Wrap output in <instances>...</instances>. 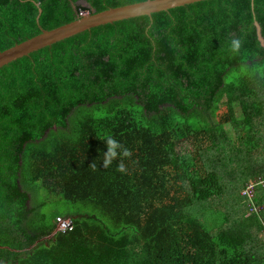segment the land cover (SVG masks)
I'll return each mask as SVG.
<instances>
[{"label": "trees", "instance_id": "16d2710c", "mask_svg": "<svg viewBox=\"0 0 264 264\" xmlns=\"http://www.w3.org/2000/svg\"><path fill=\"white\" fill-rule=\"evenodd\" d=\"M144 1L0 0V52L81 13ZM255 22L264 40V0H209L101 26L1 68L0 264H260ZM107 135L132 152L126 174L119 159L102 167ZM250 185L252 199L242 195ZM243 198L261 210L233 211ZM56 199L73 211L44 213ZM228 205L224 223L207 228L200 209ZM57 218L73 230L55 233Z\"/></svg>", "mask_w": 264, "mask_h": 264}, {"label": "water", "instance_id": "95a60500", "mask_svg": "<svg viewBox=\"0 0 264 264\" xmlns=\"http://www.w3.org/2000/svg\"><path fill=\"white\" fill-rule=\"evenodd\" d=\"M205 1L209 0H147L119 8H111L100 13L92 11V13H86L77 20L56 29L50 31L41 30L39 35L0 52V69L41 49L101 26L139 17H151L156 13ZM41 13L42 11L39 9L37 22ZM255 27L261 46L264 47L261 28L257 22H255Z\"/></svg>", "mask_w": 264, "mask_h": 264}, {"label": "rangeland", "instance_id": "374dc122", "mask_svg": "<svg viewBox=\"0 0 264 264\" xmlns=\"http://www.w3.org/2000/svg\"><path fill=\"white\" fill-rule=\"evenodd\" d=\"M84 6L85 4L82 3ZM86 14V13H84ZM226 131H227V135L231 141V144L237 148L238 147V142H237V139H236V136L234 135L233 131H232V128L230 126H227L226 127ZM263 160V158H262ZM257 171H253V176H260L257 174V172H260L263 174V171H264V161L262 162H258V165H257ZM238 173V172H236ZM259 180L257 179L255 182H258ZM255 190H246V191H243L242 192V195H247L248 198L250 197H253L254 196V192ZM257 191V196L259 197H263L264 196V189L262 187H258L256 189ZM45 195V194H44ZM46 197V196H45ZM252 199V198H251ZM237 203H238V206H234V209L233 211L235 210H240V215H242L244 212L245 214H251L253 212H258L259 210H261L260 208H255L254 210L253 209H249L246 210L248 207H254V204H253V201H251V203L249 204L248 200L247 199H241V200H237ZM229 205L228 206H224V208L222 209H217V210H210V209H200L202 210L203 212L202 215V218H204L203 222L206 224L207 228H210L211 229H215L216 226L219 227L221 226V224L224 223V219L226 218V215L230 214V212H233L232 210L229 209ZM263 207V206H262ZM70 211H73V206H71L70 204H67L63 199H56L55 202L48 206L47 208L44 209V213H46L47 215H51L52 213L54 212H58V213H63V214H66ZM196 216V215H195ZM197 217V216H196ZM215 227V228H214ZM258 233V232H257ZM253 236L258 240L259 244H260V248L258 249L257 251V255L259 256L260 258V264H264V236H259V234H253Z\"/></svg>", "mask_w": 264, "mask_h": 264}, {"label": "clouds", "instance_id": "9594fccd", "mask_svg": "<svg viewBox=\"0 0 264 264\" xmlns=\"http://www.w3.org/2000/svg\"><path fill=\"white\" fill-rule=\"evenodd\" d=\"M241 47L240 39H233L230 44V51L232 53H238ZM104 144L106 147V151L103 153L102 159V167L104 169H108L114 161L119 159V163L117 165L116 171L120 173H127V168L125 163L123 162V158H129L132 156V152L130 149L125 147L121 142L115 139L112 135H107L104 139ZM90 167L93 170H96L97 165L92 163Z\"/></svg>", "mask_w": 264, "mask_h": 264}, {"label": "built area", "instance_id": "2783aa9c", "mask_svg": "<svg viewBox=\"0 0 264 264\" xmlns=\"http://www.w3.org/2000/svg\"><path fill=\"white\" fill-rule=\"evenodd\" d=\"M84 13H81L80 16H83ZM254 186H248V190H253ZM74 228L73 222L70 219L57 218L56 219V229L55 233L65 234L72 231Z\"/></svg>", "mask_w": 264, "mask_h": 264}]
</instances>
